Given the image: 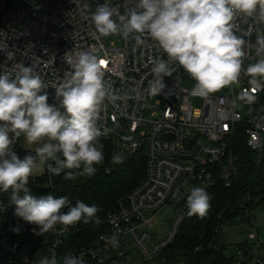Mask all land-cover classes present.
Segmentation results:
<instances>
[{
	"label": "built area",
	"instance_id": "2783aa9c",
	"mask_svg": "<svg viewBox=\"0 0 264 264\" xmlns=\"http://www.w3.org/2000/svg\"><path fill=\"white\" fill-rule=\"evenodd\" d=\"M121 28V46L102 43ZM154 96L165 103L147 116ZM53 119L109 141L122 160L143 155L144 177L117 200L106 232L80 246L71 244L73 220L22 229L2 195L7 186L0 264H170L164 251L185 220L204 214L209 192L239 188V133L258 182L228 209L248 230L241 242L260 255L264 0H0V172L26 128ZM45 151L58 152L57 143ZM79 165L67 158L59 172L66 179ZM164 208L172 211L166 231L156 217Z\"/></svg>",
	"mask_w": 264,
	"mask_h": 264
},
{
	"label": "trees",
	"instance_id": "16d2710c",
	"mask_svg": "<svg viewBox=\"0 0 264 264\" xmlns=\"http://www.w3.org/2000/svg\"><path fill=\"white\" fill-rule=\"evenodd\" d=\"M50 125L58 145V162L47 164L45 173L38 177L15 170L0 181V191L10 186V191H3L2 195L15 208L22 229L34 233L47 218L73 220L76 228L71 244L84 245L106 232V217L114 211L117 200L142 180L144 156L135 154L131 161L112 163L115 153L109 141L87 134L68 122L53 119ZM232 142L239 156V188L226 189L219 184L209 192L204 214L185 220L173 243L164 251L168 263L264 264V252L256 257L250 253L251 244L226 242L221 240L222 233H215L218 222L232 225L237 216L230 215L228 208L237 197L248 193L257 179L251 167L254 155L246 148L242 134H237ZM16 154L17 151L13 156ZM72 157L79 158L80 165L70 177L58 178L61 163ZM48 176L52 183L44 187L42 184ZM252 195H256L255 192ZM263 201L264 195L258 203ZM231 244H235L232 254L229 253ZM196 248L199 251L196 252ZM239 250L243 253L237 257Z\"/></svg>",
	"mask_w": 264,
	"mask_h": 264
},
{
	"label": "rangeland",
	"instance_id": "374dc122",
	"mask_svg": "<svg viewBox=\"0 0 264 264\" xmlns=\"http://www.w3.org/2000/svg\"><path fill=\"white\" fill-rule=\"evenodd\" d=\"M124 30L118 29L116 32H112L105 36L102 39V43L105 45H110L113 43L114 45L121 46L123 43ZM225 82V80H223ZM228 85V83H227ZM196 106L199 107L201 105V101L199 99L195 100ZM165 103V100L160 97H152L146 105V115L150 116L152 113H158L161 110V107ZM50 142H56V136L54 134L53 129L51 128L48 120H44L43 129L39 131L34 127L28 126L26 128L25 133L21 137L18 146H17V154L11 158L10 167L5 172H0V181L3 178H6L11 172L15 170H23L26 173L38 177L45 173L47 164L49 163H57L59 160L58 152H49L45 151V145ZM25 157V160H21ZM122 158L119 154H114L112 158V163L120 162ZM260 198L256 199L258 203ZM262 203H258L256 212L260 215V221L257 224L258 228L261 229L258 235V241L262 244L260 247V252H264V228H262L261 224V214L260 208ZM172 211L169 208L162 209L156 217L158 218V225L163 231H166L168 228L167 222L171 219ZM240 222H233L232 227L226 226L222 231L221 240L223 241L236 243L246 240L248 230L245 228H240ZM229 247V253H234L235 248L233 245Z\"/></svg>",
	"mask_w": 264,
	"mask_h": 264
},
{
	"label": "crops",
	"instance_id": "0c3cea01",
	"mask_svg": "<svg viewBox=\"0 0 264 264\" xmlns=\"http://www.w3.org/2000/svg\"><path fill=\"white\" fill-rule=\"evenodd\" d=\"M259 211H260V214H261V224H262V228H264V201L262 202V206H261V208H260ZM259 231L261 232V229Z\"/></svg>",
	"mask_w": 264,
	"mask_h": 264
},
{
	"label": "water",
	"instance_id": "95a60500",
	"mask_svg": "<svg viewBox=\"0 0 264 264\" xmlns=\"http://www.w3.org/2000/svg\"><path fill=\"white\" fill-rule=\"evenodd\" d=\"M133 159V154H129L128 156H127V160L128 161H131ZM63 175H64V173L61 171V172H59V174H58V178H63Z\"/></svg>",
	"mask_w": 264,
	"mask_h": 264
}]
</instances>
